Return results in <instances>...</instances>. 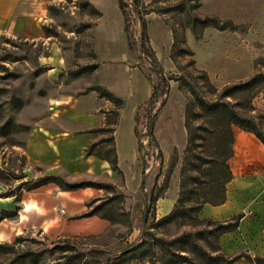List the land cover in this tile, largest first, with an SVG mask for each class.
<instances>
[{
	"label": "rangeland",
	"instance_id": "1",
	"mask_svg": "<svg viewBox=\"0 0 264 264\" xmlns=\"http://www.w3.org/2000/svg\"><path fill=\"white\" fill-rule=\"evenodd\" d=\"M122 1L123 7L118 0H53L41 37H0V194L14 191L20 202L44 187L52 189L51 195L62 189L55 183L30 191L25 185L17 188L44 175L69 183L90 182L95 186L89 187L84 212L67 218L74 223L92 212L89 216L104 221L94 232L80 228L59 236L44 233L25 213L19 219L27 217L29 224L20 227L18 211L14 212L0 221V243L14 244L17 252L0 248V264H31L20 255L58 238L75 248L45 250L37 264L64 261L65 253L72 255L69 264H164L167 251L177 248L202 264L203 250L222 251L218 238L208 233L213 225L200 217L199 206L217 202L224 193L227 146L218 124L197 116V99L214 101L225 85L264 72V0ZM207 16L220 23L230 21L233 28L202 26L199 20ZM143 28L150 53L141 46ZM50 43L60 48L64 65L51 77L41 66L48 64L40 62L49 55ZM53 59L51 64L59 65ZM94 87L114 99L100 97ZM91 93L108 101L105 125L92 132L100 154L115 156L116 165L109 163V171L94 174L79 171L73 163L78 147L64 146L65 140L57 144L61 163H29L26 141L34 128L49 124L52 104L69 101L67 113L72 114L80 108L74 102ZM226 100L250 117L264 138V84ZM189 106L190 124L202 125L192 144L185 126ZM116 130L124 148L121 161ZM207 159L215 160L206 163ZM166 196L174 198L179 213L170 222H160L156 205ZM32 206L35 202L27 201L24 209ZM183 233L192 236L166 248L159 245V239L168 242Z\"/></svg>",
	"mask_w": 264,
	"mask_h": 264
},
{
	"label": "crops",
	"instance_id": "2",
	"mask_svg": "<svg viewBox=\"0 0 264 264\" xmlns=\"http://www.w3.org/2000/svg\"><path fill=\"white\" fill-rule=\"evenodd\" d=\"M52 1L0 0V37L6 33L41 37L42 26L47 19L48 5ZM53 58L57 59L59 65L51 64ZM62 60L58 45L50 43L49 55L43 57L40 62L48 64L41 66L48 69L47 75L51 77L59 74L64 68V65H60ZM66 102L69 101L54 102L48 116L49 124L38 126L31 131L25 146L26 160L36 164L61 163L57 144L65 140L67 143H64V146L78 147L73 163L81 167L79 171L91 174L109 171L110 164L106 159L85 153L91 144L98 142L92 130L105 125L104 108L107 107L108 101L91 93L74 102V105L80 108L78 107L72 114L67 113L69 103ZM118 133L116 130V153L118 160L121 161L124 148ZM128 135L131 136L129 133ZM233 137V154L228 161L231 177L225 187L224 200L220 203H203L199 214L202 219L218 221L239 216L237 227L218 237L222 251L231 257L240 254L251 257L264 256V144L252 132L238 127L233 128ZM44 188L40 194L28 193L20 202L13 196L0 198L2 202L0 210L18 206L20 227H26L29 224L26 221L27 217L32 215L33 221H37V225L44 233H55L59 236L78 233L80 228L94 232L96 224L104 222L96 216L81 217L74 223L67 218L84 212L85 201L91 195V188L58 189L54 195L49 193L52 190L50 187ZM30 200L35 202V206L26 211L25 202ZM174 203L175 200L171 196L160 197L156 205L157 215L161 218L168 214ZM22 213L27 217L21 221L19 218ZM232 264L256 263L241 256Z\"/></svg>",
	"mask_w": 264,
	"mask_h": 264
},
{
	"label": "trees",
	"instance_id": "3",
	"mask_svg": "<svg viewBox=\"0 0 264 264\" xmlns=\"http://www.w3.org/2000/svg\"><path fill=\"white\" fill-rule=\"evenodd\" d=\"M119 6L123 7L124 3L122 0H118ZM199 23L202 26H214L218 29H226V28H233V25L230 21H225L223 23H220V21L216 17H204L203 19L199 20ZM142 42L141 46L145 48L147 53H150L149 50L146 49L145 46V30L144 28L142 29ZM264 84V72H256L252 76H250L248 79L232 84V85H225L222 88V91L219 93L218 97L214 101H206L202 98L197 99V104L199 106V113H197V116L204 117V118H210L215 121V123L218 124V126L222 129L221 132H223V141L227 146V152L225 153L223 157V161L226 162L233 154V127H239L243 130L252 132L263 144H264V138L258 133V131L255 129L254 124L252 123V120L250 117H247L245 115H241L237 109H235L232 104L227 101L226 99L233 95L234 93H241L244 91L251 90L252 88ZM95 90L98 91V94L100 97H104L108 100L114 99L113 95L100 88V87H94ZM116 100V99H115ZM192 118V113H191V107L189 106L186 109L185 112V126L189 135V143L192 144L194 143V136L196 129L201 127L202 125H198L197 127H193L190 124V119ZM203 128V127H202ZM204 129L207 130V128L204 127ZM98 144L93 143L91 144L87 149H86V155H96L101 158L106 159L112 166L116 165V157H112L111 159L109 158V155H101L100 150L97 148ZM191 150V146L189 145V149ZM212 160V161H211ZM215 159H207L205 162L206 163H211L214 162ZM226 171H225V177H223V183H227L230 180L231 177V172L229 169V165H225ZM222 178V177H221ZM47 183H55L56 185L60 186L63 190H74L77 188H85V187H94L95 185L90 182H80V183H69L66 181H63L60 177L57 175H44L37 180H28L20 183V185L17 188H20L21 186H26V190L30 191L35 188H38L44 184ZM224 193H225V187H224ZM224 193L222 197L217 201V202H210V203H220L224 200ZM9 196H14L16 200L19 201L18 195L12 191L10 193L1 195L0 197H9ZM209 202V201H206ZM205 203V202H204ZM203 204V203H202ZM202 204L199 206H202ZM18 208H16L13 211L9 210H1L0 211V221L3 219H6L14 214V212H17ZM179 213V206L176 204L172 210L166 214L165 216L161 217L159 219L160 222H170L173 220L177 214ZM92 212H87L84 213L82 216H89L91 215ZM240 217L239 216H234L230 218L229 220L225 221H218V220H212V219H206V222L208 224L213 225V228L208 231L209 234H211L213 237L216 239L223 233L229 232L234 230L239 222ZM192 236V233H183L175 238H173L171 241L166 242L163 239L160 240V246L165 247V244L167 246L175 245L178 243H181L182 241L185 242L186 239L190 238ZM159 242V241H158ZM0 248L7 252V253H16L17 249L15 248L14 244H9V243H0ZM75 248V245L73 243H70L67 241V239H60L58 238L54 242H52L50 245H44L40 249H37L36 251L33 252H26L21 254V257H27L29 262L31 264H37L38 263V257L43 253V251H54V250H59L62 252H68L72 251ZM167 250V249H166ZM130 251L127 250V252ZM169 256L165 260L164 264H198L196 263L190 256L186 254H181V252H184L182 249H175L172 251L169 249L167 251ZM65 253L64 256L65 259L64 261H58L56 264H69V258H71L72 255H66ZM244 256L246 257L249 261L254 262L256 264H264V256H255L251 257L247 254H240L236 256H228L226 255L223 251L219 250H212V251H202V254L200 255L202 259V264H232L237 258Z\"/></svg>",
	"mask_w": 264,
	"mask_h": 264
}]
</instances>
